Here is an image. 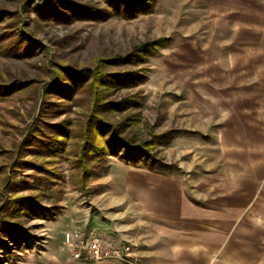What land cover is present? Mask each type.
Here are the masks:
<instances>
[{
  "label": "rangeland",
  "instance_id": "obj_1",
  "mask_svg": "<svg viewBox=\"0 0 264 264\" xmlns=\"http://www.w3.org/2000/svg\"><path fill=\"white\" fill-rule=\"evenodd\" d=\"M50 5L66 16L46 13ZM71 5H85L92 15L76 19ZM149 5L152 12L134 18H106L104 11L114 12L108 0H0V224L5 217L12 228L0 227V264H50L66 255L74 260L65 243L68 234L103 235L112 218L128 221L127 212L113 215L140 207L135 188L127 190L131 168L177 176L202 201L230 195L240 184L208 181L224 166L222 144L230 134L224 131L227 116L218 115L225 106L210 93L237 95L239 81L230 77H250V70L230 71L238 46L234 35L246 22L235 13L247 12V24L264 29V0H151ZM32 40L26 54L18 53L15 45L28 47ZM163 40L154 55L140 60L132 55L140 45ZM81 72L86 78L137 73L135 83L147 77L134 86H99L103 103L133 104L99 115L139 145L172 131L168 145L149 150L155 164L126 163L110 153L83 156L95 92L90 84L75 83ZM96 143L105 144V138L98 136ZM13 202L21 205L10 209ZM258 203L248 207L264 211L261 196ZM206 215L203 219L215 220ZM243 217L262 226V236L249 238L258 248L250 253L256 260L251 264H264V215L251 211Z\"/></svg>",
  "mask_w": 264,
  "mask_h": 264
},
{
  "label": "crops",
  "instance_id": "obj_2",
  "mask_svg": "<svg viewBox=\"0 0 264 264\" xmlns=\"http://www.w3.org/2000/svg\"><path fill=\"white\" fill-rule=\"evenodd\" d=\"M235 14L246 22L234 35L238 46L230 71L239 68L246 70V74L250 70V77L244 80L230 77L232 82L239 81L237 95H232V91L223 92V97L219 94L222 92L210 93L225 106L218 115L227 116L224 131L230 134L226 136L229 140L222 144L224 166L210 175L208 181L226 179L240 184L230 195L225 193L226 196L202 201L177 176L144 169L127 170V190L135 188L134 197L140 207L115 212L113 216L127 212L128 221L120 224L123 217L112 218L111 229L103 235L115 241L123 240L121 236H130L138 245L139 264H251L256 261L250 254L255 248L249 235L262 236V226L249 225L243 216L251 211L264 215L263 207H248L255 202L259 204L260 196L264 203V29L249 26L247 12ZM207 213L215 220L203 219ZM125 226L132 229L127 231ZM213 227L217 228L210 229ZM51 261L50 264H130L119 260L86 263L69 259L67 255Z\"/></svg>",
  "mask_w": 264,
  "mask_h": 264
},
{
  "label": "trees",
  "instance_id": "obj_3",
  "mask_svg": "<svg viewBox=\"0 0 264 264\" xmlns=\"http://www.w3.org/2000/svg\"><path fill=\"white\" fill-rule=\"evenodd\" d=\"M151 0H108L111 8L114 9V12L108 11L102 14V11H96L99 15H103L106 18L111 16V14L123 17V18H134L142 13H149L152 12L153 7L149 5ZM49 2V1H48ZM47 2V3H48ZM49 4V3H48ZM43 6V5H41ZM48 6V5H47ZM47 12H50L51 16L59 15L61 18H64V14H58L56 12L55 8H52V5L49 6V8H44ZM43 9V10H44ZM69 12L71 16L77 18H84V15L91 14L92 11L87 10V7L85 5H71L69 7ZM1 15V12H0ZM67 21L70 20V18L66 19ZM167 40V39H166ZM159 41L156 44L152 43H147L144 45H140L137 48V51L134 55V57L138 58H145L147 55H154L157 52V45H162L166 43L165 41ZM162 42V44H161ZM35 44V43H34ZM33 40L29 41L28 47L22 48V45H15L17 48L18 53H24L26 54L29 50V48L33 47ZM30 45V47H29ZM159 45V46H160ZM147 58V57H146ZM90 71V70H89ZM91 72V71H90ZM79 73V72H78ZM82 74L80 75L79 78L75 80V83L79 84V86L85 85V84H90L91 89L93 93L95 92V98L93 99V113L90 114L91 117L86 123L85 126V140H84V148L85 150L82 152L83 156H92V155H105V154H112L116 157L121 158L124 160L126 163H138L141 161L144 162H152V164H155L157 161H152L150 160L151 157L155 158L153 155L150 154L149 150H152L155 146L158 145H168L172 138L174 137L173 132H165L161 133L159 137L156 135L154 140H149L145 143L136 144L132 140L122 137V131H119L118 125L113 124L112 122L105 120L102 118L99 113L100 112H111L112 110H126L133 107V104L130 102L128 104V100H121V101H116V102H109V103H103L102 97L99 98V86L101 87H123V86H134L139 84L140 82H143L146 80L147 77H144L142 81H138L135 83L136 80L138 79H132L134 77H138L137 73L132 74L131 72H125V73H120L119 75H95L94 77H91L92 75H88L86 78V73L81 72ZM131 76V77H129ZM140 79V78H139ZM130 80V81H128ZM118 83V84H117ZM69 90V89H68ZM7 91V89H6ZM3 92V90H2ZM102 136L105 138V144H99L96 143L97 137ZM60 140V139H59ZM161 164V161H158ZM19 199H22L19 198ZM14 201V199H13ZM17 204L13 202V204H9L8 207L10 209L14 207V205ZM20 206L21 204H17ZM24 209H22L21 212H23ZM9 222L7 218L3 217L0 227H7L10 232H12V228L9 227ZM17 228L18 225L13 223Z\"/></svg>",
  "mask_w": 264,
  "mask_h": 264
},
{
  "label": "built area",
  "instance_id": "obj_4",
  "mask_svg": "<svg viewBox=\"0 0 264 264\" xmlns=\"http://www.w3.org/2000/svg\"><path fill=\"white\" fill-rule=\"evenodd\" d=\"M66 246L74 260L81 262H95L119 260L130 264H137V244L132 241H115L111 236L100 234L83 235L79 232L68 234Z\"/></svg>",
  "mask_w": 264,
  "mask_h": 264
}]
</instances>
